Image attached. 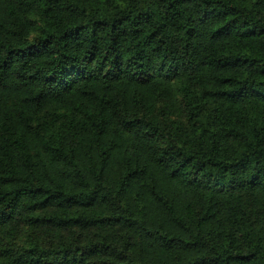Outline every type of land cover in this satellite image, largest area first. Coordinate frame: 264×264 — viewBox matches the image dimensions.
<instances>
[{
	"label": "trees",
	"instance_id": "obj_1",
	"mask_svg": "<svg viewBox=\"0 0 264 264\" xmlns=\"http://www.w3.org/2000/svg\"><path fill=\"white\" fill-rule=\"evenodd\" d=\"M0 264H264V0H0Z\"/></svg>",
	"mask_w": 264,
	"mask_h": 264
}]
</instances>
